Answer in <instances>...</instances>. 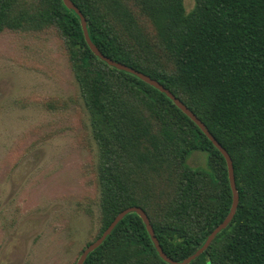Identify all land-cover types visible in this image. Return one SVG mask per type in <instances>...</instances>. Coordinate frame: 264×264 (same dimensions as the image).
<instances>
[{"label": "trees", "instance_id": "1", "mask_svg": "<svg viewBox=\"0 0 264 264\" xmlns=\"http://www.w3.org/2000/svg\"><path fill=\"white\" fill-rule=\"evenodd\" d=\"M184 1L71 0L104 56L163 85L231 158L237 209L189 264H264V0H194L189 12ZM46 30L64 45L98 147L92 242L138 207L169 258L191 256L231 207L223 156L163 93L97 58L62 0H0V34ZM194 152L204 167L187 165ZM83 264L168 263L131 213Z\"/></svg>", "mask_w": 264, "mask_h": 264}, {"label": "rangeland", "instance_id": "2", "mask_svg": "<svg viewBox=\"0 0 264 264\" xmlns=\"http://www.w3.org/2000/svg\"><path fill=\"white\" fill-rule=\"evenodd\" d=\"M98 158L56 33L0 34V264H76L100 228Z\"/></svg>", "mask_w": 264, "mask_h": 264}, {"label": "water", "instance_id": "3", "mask_svg": "<svg viewBox=\"0 0 264 264\" xmlns=\"http://www.w3.org/2000/svg\"><path fill=\"white\" fill-rule=\"evenodd\" d=\"M64 6L72 10L77 14V16L80 19V24L83 32L84 39L91 50V52L99 58L101 61L105 62L110 67L115 68L116 70L123 71L126 73H129L131 75L136 76L138 79L143 81L144 83L152 86L156 90H158L160 93H163L169 100L173 102V104L181 110L200 130L201 132L206 136V138L213 144V146L220 152V154L223 156L226 167H227V173H228V180L230 184V189L232 192V203L229 210V213L225 217V219L209 234V236L206 238L205 242L202 244V246L194 252L191 256L187 257L186 259L178 262L171 258H169L162 250L161 246L159 245V242L154 234V231L152 229V226L149 223V219L145 212L138 207H130L126 208L125 210L121 211L111 222V224L104 230V232L99 236L94 242L88 244L82 253L80 254L76 264H83L87 258V256L93 252L95 249H97L103 241L106 239L107 236L110 235L112 230L115 228V226L127 215L131 213H135L139 216L141 221L143 222L146 231L149 234V237L153 243L154 248L156 249V252L158 253L159 257L168 264H189L191 261L195 260L198 256H200L207 248L210 246L211 242L214 240L215 236L225 229L227 225L231 222L235 211L237 209L238 205V193L235 186V180H234V174H233V167H232V161L226 150L216 141V139L212 136V134L208 131L206 126L179 100L177 99L169 90L164 88L163 85H161L156 80L151 79L147 75L134 70L133 68H130L126 65H123L119 62H116L114 60H111L110 58L104 56L97 47L92 43V41L89 38V34L87 31V25L86 20L84 16L81 14V12L74 6V4L71 2V0H62Z\"/></svg>", "mask_w": 264, "mask_h": 264}]
</instances>
